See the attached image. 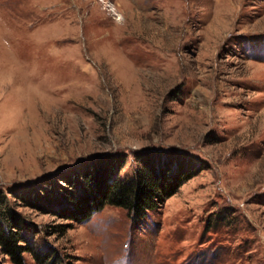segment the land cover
Wrapping results in <instances>:
<instances>
[{"label":"rangeland","instance_id":"rangeland-1","mask_svg":"<svg viewBox=\"0 0 264 264\" xmlns=\"http://www.w3.org/2000/svg\"><path fill=\"white\" fill-rule=\"evenodd\" d=\"M116 154L194 175L72 218ZM0 227L43 264H264V0H0Z\"/></svg>","mask_w":264,"mask_h":264},{"label":"trees","instance_id":"trees-1","mask_svg":"<svg viewBox=\"0 0 264 264\" xmlns=\"http://www.w3.org/2000/svg\"><path fill=\"white\" fill-rule=\"evenodd\" d=\"M157 155L155 161L143 158L140 162L141 157L137 155L139 167L128 178L118 176L125 159L119 154L100 157L86 164L82 174L86 194L81 199L74 196L75 208L71 209L70 216L85 219L106 204L126 209L135 219L144 218L149 211H157L181 183L194 175L192 169H177L168 158L164 161ZM17 223L14 220L11 227H17ZM22 237L17 229L0 227V245L13 263L22 264V252H30L43 264V256L39 257L29 246L19 244ZM52 260L48 264H54Z\"/></svg>","mask_w":264,"mask_h":264}]
</instances>
